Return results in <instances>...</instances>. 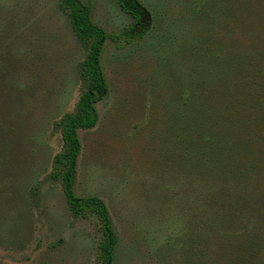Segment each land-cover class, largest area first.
<instances>
[{
  "label": "rangeland",
  "instance_id": "rangeland-1",
  "mask_svg": "<svg viewBox=\"0 0 264 264\" xmlns=\"http://www.w3.org/2000/svg\"><path fill=\"white\" fill-rule=\"evenodd\" d=\"M81 1L109 35L131 21L117 0ZM140 2L149 31L104 42L107 94L94 126L77 132L74 193L103 201L117 241L111 264H264V205L239 223L227 202L238 196L219 189L225 155L198 141L214 132L219 149L250 133L264 145L226 110L239 114V46L264 38V0ZM86 49L59 0H0V264H98L95 216H71L53 177ZM254 232L261 245L247 249Z\"/></svg>",
  "mask_w": 264,
  "mask_h": 264
},
{
  "label": "trees",
  "instance_id": "trees-1",
  "mask_svg": "<svg viewBox=\"0 0 264 264\" xmlns=\"http://www.w3.org/2000/svg\"><path fill=\"white\" fill-rule=\"evenodd\" d=\"M117 3L131 21L119 35H109L100 25L92 22L88 4L81 0H59L60 7L66 12L72 32L81 43L86 44L87 49L79 64V75L85 87L78 95L73 111L64 114L60 119L62 148L54 155L53 177L59 180L71 216L86 217L89 214L95 216L101 235L97 246L98 264H111L117 241L103 201L97 196H78L74 193L76 160L80 150L77 132L79 129H89L94 126L98 117L95 103L107 94V85L100 64V54L105 40L117 39L121 36L126 42H130L141 38L151 27V13L140 0H117ZM241 46H239L241 48L239 49V114L237 110L230 111L229 107L226 108L227 114L236 117L231 121L233 125L239 122L241 129H255L250 132L264 134L262 131L264 129V38L259 34L252 36L251 43L246 45L241 43ZM234 130L227 129L226 136L234 137L236 135ZM200 135L198 141L201 151L211 154L210 157L225 155L227 162L222 170L219 189L230 191L228 193L230 197L238 196L239 202L228 199L227 202L232 208L239 207V223L247 222L245 218L255 216L254 214L260 211L261 205H264V199L254 192L259 184L258 177H264V145L254 146L249 133L247 134L249 140L239 138V145H230L229 141L225 146L216 149L218 144L214 143L216 135L214 132H210V136L204 140H201ZM231 217L225 216L228 220ZM257 233L254 232L243 239V245L247 249L261 245Z\"/></svg>",
  "mask_w": 264,
  "mask_h": 264
}]
</instances>
